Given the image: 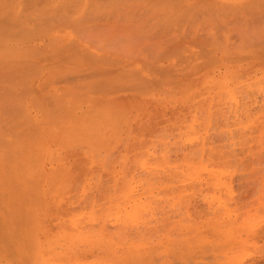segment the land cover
I'll return each instance as SVG.
<instances>
[{
  "label": "rangeland",
  "instance_id": "374dc122",
  "mask_svg": "<svg viewBox=\"0 0 264 264\" xmlns=\"http://www.w3.org/2000/svg\"><path fill=\"white\" fill-rule=\"evenodd\" d=\"M77 253L264 264V0H0V264Z\"/></svg>",
  "mask_w": 264,
  "mask_h": 264
},
{
  "label": "bare ground",
  "instance_id": "6f19581e",
  "mask_svg": "<svg viewBox=\"0 0 264 264\" xmlns=\"http://www.w3.org/2000/svg\"><path fill=\"white\" fill-rule=\"evenodd\" d=\"M81 252H82V251H81ZM83 253H84V252H83ZM88 253H89V252H88ZM77 254H81V253H77ZM77 254H76V255H77ZM89 254H90V253H89ZM89 254H88V255H89ZM76 255L73 256V257L76 258V259L73 258V260H72V256H69V257H68V255H66L67 258L65 257V258H64L65 261H64V260H63V261L65 262V264H76V262L78 263L77 260L82 258V254H81V257H78V255H77V256H76ZM88 255L83 254V257H84V256H88ZM92 255H93V254H92ZM74 260H75L76 262H75ZM32 264H33V263H32ZM54 264H56V263H54ZM57 264H58V263H57ZM60 264H64V263H60Z\"/></svg>",
  "mask_w": 264,
  "mask_h": 264
}]
</instances>
